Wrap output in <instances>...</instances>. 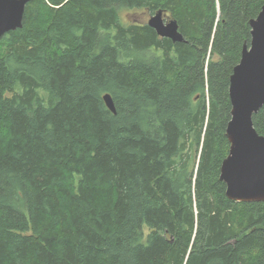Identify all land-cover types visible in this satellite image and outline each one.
<instances>
[{"label":"trees","instance_id":"1","mask_svg":"<svg viewBox=\"0 0 264 264\" xmlns=\"http://www.w3.org/2000/svg\"><path fill=\"white\" fill-rule=\"evenodd\" d=\"M263 6L29 3L0 39V264H264V203L220 180L230 80ZM159 11L184 42L122 17ZM253 120L264 136V108Z\"/></svg>","mask_w":264,"mask_h":264},{"label":"water","instance_id":"2","mask_svg":"<svg viewBox=\"0 0 264 264\" xmlns=\"http://www.w3.org/2000/svg\"><path fill=\"white\" fill-rule=\"evenodd\" d=\"M33 0H0V39L23 28L26 8ZM148 25L161 38L184 42L178 23L163 11L151 16ZM251 43L245 45L241 62L230 80L231 120L226 136L230 151L221 167L220 180L226 196L236 203H264V136L254 126V116L264 108V6L250 22ZM104 100L116 114L110 94Z\"/></svg>","mask_w":264,"mask_h":264},{"label":"rangeland","instance_id":"3","mask_svg":"<svg viewBox=\"0 0 264 264\" xmlns=\"http://www.w3.org/2000/svg\"><path fill=\"white\" fill-rule=\"evenodd\" d=\"M122 17L125 21L133 23H148L149 19L151 18V16L147 13L141 12L131 13L130 15L124 13Z\"/></svg>","mask_w":264,"mask_h":264}]
</instances>
